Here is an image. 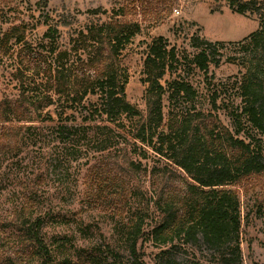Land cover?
Here are the masks:
<instances>
[{
  "label": "rangeland",
  "instance_id": "obj_1",
  "mask_svg": "<svg viewBox=\"0 0 264 264\" xmlns=\"http://www.w3.org/2000/svg\"><path fill=\"white\" fill-rule=\"evenodd\" d=\"M257 7L255 13L241 16L226 0H0V36L11 26L24 31L23 44L13 45L8 55L0 52V102L23 96L37 109L34 122L27 124L35 129L23 137L18 151L11 148L0 155V264H44L30 250L26 237L37 220L51 255L49 264H137L129 254L131 224L141 219L147 233L157 217L154 204L179 190L181 172L150 149L143 147L142 152V146L136 151L141 168L130 182L124 178L122 166L133 149L129 137L126 141L100 129L96 142L84 140L80 133L73 143L54 133L55 124L47 120L48 114L56 123L61 119L75 127L88 125L82 122L88 113L82 107L89 108L96 98L87 97L77 112L62 100L60 116L54 107H44V88L37 85L43 81L46 53L54 47L70 49L72 39L90 25L138 24L139 33L119 58L127 101L146 114L143 62L148 46L163 37L177 50V62L174 74L167 73L161 83L166 87V82L183 79L197 92L193 101L179 97L173 103L166 93L164 118L170 113L179 119L188 113H203L206 124L217 118L234 132L232 119L241 115L236 87L245 75L262 78L264 72L260 50L242 46L259 28L264 10L260 4ZM48 30L55 31L51 38L45 37ZM204 41L222 44L215 52L209 49L207 73L184 59L205 48ZM20 55L24 65L18 64ZM78 58H70L68 74L85 71L82 56ZM26 63L29 70H25ZM211 96L216 98L215 108ZM239 121L246 131L243 118ZM125 125L135 123L126 121ZM194 125L200 127L199 122ZM103 146L111 148L103 150ZM235 188L240 202L242 263L264 264V175L256 180L245 178ZM26 202L30 207L22 211ZM144 241L142 236L137 252L145 264L217 263L205 245L163 247Z\"/></svg>",
  "mask_w": 264,
  "mask_h": 264
},
{
  "label": "trees",
  "instance_id": "obj_2",
  "mask_svg": "<svg viewBox=\"0 0 264 264\" xmlns=\"http://www.w3.org/2000/svg\"><path fill=\"white\" fill-rule=\"evenodd\" d=\"M226 1L229 8L241 16L258 11V4L264 10V2L257 0ZM259 17L258 30L245 38L242 46L259 49L264 55V11ZM139 31L138 24L125 21L103 23L98 28L90 25L77 33L70 49L54 47L47 52L43 61V81L37 85L44 88V107H54L55 113L60 116L62 100L70 102L69 108L77 112L87 97L96 98L89 108L82 107L88 110L82 119L88 125L75 127L63 123L61 119L56 123L51 114L47 115V120L55 124L54 133L61 139L65 137L68 142L74 143L75 136L80 133L84 140L96 142L100 129L126 141L129 137L133 149L126 155L122 166L124 178L129 182L141 168V163L137 161L138 146H142V152H145L143 147L150 149L181 172L178 192L154 204L157 217L147 233L143 231L141 219L131 224L129 254L137 264H145L137 252L142 236L144 242L153 241L163 247L205 245L206 251L214 257L212 261L217 262L214 264H243L239 238L240 202L235 185L245 178L256 180L264 175V150L261 149L264 142V72L262 78L245 75L236 87L241 101V115L232 119L234 132L217 118L206 124L207 117L203 113H188L180 119L170 113L165 119L162 101L166 93L170 103H173L179 97L193 101L197 92L183 79L166 82V87L161 83L167 73L174 74L176 70L177 50L170 48L167 41L159 37L148 46L143 62L142 82L147 85V111L144 115L126 99V78L120 75L119 61L123 50ZM54 32L48 30L45 37L51 38ZM23 42L24 31L11 26L0 36V52L8 55L14 49L13 45ZM202 46L205 48L200 49L197 55L184 59L192 67L207 73L212 54L209 49L215 52L216 47L222 44L204 41ZM73 56H82L85 71L68 74ZM18 62L24 65L21 55ZM25 68L29 70L27 63ZM210 102L215 108L216 98L211 96ZM35 110L34 105L27 103L23 96L15 101L0 102V155L11 148L18 151L23 137L35 129L27 125L34 122ZM239 118H243V124L248 128L244 132ZM72 120L66 122L71 123ZM126 121L135 125L127 127ZM196 122L200 127L194 125ZM241 132L243 137L239 136ZM106 148L111 147H102L103 150ZM31 200L30 195L28 201ZM29 207L26 202L22 211ZM39 221L27 229L28 247L35 256L43 258L44 264H49L51 255L40 236ZM186 263L183 261V264Z\"/></svg>",
  "mask_w": 264,
  "mask_h": 264
}]
</instances>
